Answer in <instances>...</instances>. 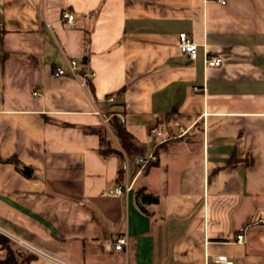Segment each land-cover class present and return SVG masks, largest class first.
I'll return each instance as SVG.
<instances>
[{"label":"crops","instance_id":"0c3cea01","mask_svg":"<svg viewBox=\"0 0 264 264\" xmlns=\"http://www.w3.org/2000/svg\"><path fill=\"white\" fill-rule=\"evenodd\" d=\"M73 57L86 84L50 74ZM113 114L143 172L101 153ZM0 233L28 264H264V0H0Z\"/></svg>","mask_w":264,"mask_h":264},{"label":"built area","instance_id":"2783aa9c","mask_svg":"<svg viewBox=\"0 0 264 264\" xmlns=\"http://www.w3.org/2000/svg\"><path fill=\"white\" fill-rule=\"evenodd\" d=\"M221 3L224 2V0H219ZM61 18L65 20L68 24L71 26L73 25V13L69 11L68 9H63L61 11ZM178 48L181 53L189 56L190 58L194 59L196 56V44L192 41V39L189 37V35L186 32H179L178 33ZM222 62V59L219 56H211L208 57L205 60V64L207 66H219ZM81 68V62L77 58H69L67 60V66L66 68L63 67H55L51 71V76H59V75H70L73 77H76L77 79L84 82V80L79 75V70ZM86 76L91 77L93 75V71L87 70ZM33 94H37V91H33ZM108 101H112L113 97L108 96ZM192 123L185 125L182 122L178 120L172 121V123L169 125V128H167V125L160 123L157 124L155 127V134L159 137L158 143H161L163 141H166L168 139H171L173 137H181L186 135L190 128L192 127ZM134 163L138 166V173L143 172L148 165H150L155 159L156 156L154 154H136L132 157ZM123 167L127 168V162L124 163ZM131 188L130 182H124L121 185H117L113 188H109L101 192L102 195H119ZM236 240L239 242H242V234L236 235ZM127 244V236L125 234L118 235L113 241H112V247L116 250L123 249ZM215 264H232V260L228 259L224 256H216L214 258Z\"/></svg>","mask_w":264,"mask_h":264},{"label":"trees","instance_id":"16d2710c","mask_svg":"<svg viewBox=\"0 0 264 264\" xmlns=\"http://www.w3.org/2000/svg\"><path fill=\"white\" fill-rule=\"evenodd\" d=\"M87 68L82 62L81 68L79 70V75L84 80L86 84L90 77L86 76ZM108 124L115 135L119 147L112 146L108 141H105L103 146H101V153L107 154H116L119 157H123V155L131 157L135 154L141 152V146L137 139L131 134L124 126L123 122L119 119V117L115 114L111 115L108 120ZM100 134V133H99ZM181 138V137H179ZM103 139V137H102ZM12 159V158H7ZM122 167V166H121ZM122 172V168L120 170V174ZM0 250L3 254V257L0 258V264H28L29 260L33 257V254L27 252L23 256H20L21 247L11 240L9 237L0 233Z\"/></svg>","mask_w":264,"mask_h":264}]
</instances>
